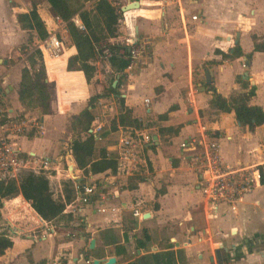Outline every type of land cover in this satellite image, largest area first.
I'll return each mask as SVG.
<instances>
[{"label":"crops","instance_id":"crops-1","mask_svg":"<svg viewBox=\"0 0 264 264\" xmlns=\"http://www.w3.org/2000/svg\"><path fill=\"white\" fill-rule=\"evenodd\" d=\"M120 1L124 5L133 0ZM137 1V7L122 11L118 32L107 43L125 45L117 48L126 50L127 38L133 35L148 42L133 71L127 76L120 71L121 80L127 78L124 104L143 123L141 128L131 127L151 137L140 148L146 160L136 156L144 165L145 161L153 165L146 170L148 180L137 179L135 185L119 188L112 184L111 195L101 192L90 202H75L73 209L67 204L64 212L71 210V218L58 222L43 219L20 193L2 198L0 230L13 243L0 254V264H93L94 258L109 256L115 257L110 264H264V180L245 193L235 209L220 203L213 211L204 201L200 174L192 166L194 149L190 144L181 146L182 140L199 136L204 129L218 141L224 161L264 164V123L250 130L236 120L233 110L210 104L213 93L219 101L232 103L254 84L255 92L247 102L264 108V50L254 49V41L264 38V0ZM235 25L233 37L229 26ZM61 29L68 34L64 25ZM235 43L242 51L239 56L230 55ZM74 52L72 44L63 47L61 59L42 55L50 110L40 111L43 128L32 135L7 130L17 110L22 111L17 97L20 70L0 53V107L8 118L0 122V135L9 133L23 150L54 159L48 169L54 171L50 180L60 174L56 150L50 154L54 143L50 122L53 117L56 121L60 107L71 106L60 97L61 84H74L67 79L73 71L85 80L82 70L66 68L67 57ZM101 60L112 71L108 58L95 56L93 63ZM205 68L211 75L208 84ZM244 70L253 83L243 76ZM117 130L127 131L121 124ZM151 142L153 147H148ZM139 162L131 167L132 161L127 160L116 171L130 175ZM115 176L108 174L104 184H111ZM134 207L141 215L132 213Z\"/></svg>","mask_w":264,"mask_h":264},{"label":"trees","instance_id":"trees-1","mask_svg":"<svg viewBox=\"0 0 264 264\" xmlns=\"http://www.w3.org/2000/svg\"><path fill=\"white\" fill-rule=\"evenodd\" d=\"M50 6L53 15L65 21V27L75 46V52L67 57L66 68L69 70H82L85 80L89 82L96 71V65L93 63L95 57L94 43L106 41L108 38L115 36L118 32L119 24L123 18V12L109 0H45ZM89 1V5L85 3ZM38 0H31V6L25 11H16L15 19L18 26L26 31L34 32L36 38L45 37L49 29L46 19L41 15L37 7ZM78 12L85 29L81 30L70 20V17ZM253 39L256 36L253 35ZM112 47H125L115 43H109ZM33 51L27 56L28 65L20 69V79L17 85V97L22 105V112L25 113L29 108H40L42 113L50 110V91L46 80V70L42 53L34 45ZM254 49L264 50V41H254ZM228 54V53H226ZM242 54L238 43H235L230 55L239 56ZM250 54H247V58ZM108 62L114 75L109 84V91L118 99L121 110L118 113V123L126 124L127 119L135 127H140L141 122L137 117L131 116V110L124 104V99L118 91L122 74L120 71L125 67L126 60L120 55L108 57ZM76 71L67 78L70 82L80 85L82 82L80 75ZM116 83L113 85V81ZM237 79L247 81L237 75ZM255 92V85L248 86V91L232 103L219 101L217 95L213 93L210 104L213 107L223 111L233 110L236 120L248 129L253 130L255 126L264 123V108L257 104H249L247 99ZM102 96L97 93L94 97ZM87 106H93L91 102L81 108L78 113L74 114L71 120V127L78 126V134L82 131L87 132L85 135L74 136L69 144V149L76 162L77 168L83 173H98L105 170L115 171L117 168V159L109 154L104 147L97 151L96 138L94 133L89 132L91 121L93 120L92 111ZM166 113L160 114L163 117ZM4 118L0 119V122ZM77 130V129H76ZM151 142L148 147H153ZM52 170L35 172L33 170H21L16 177L0 179V206L2 198L12 197L20 193L32 208L45 220L58 222L61 219H70L71 210L64 212L67 204L75 202L77 197L76 183L84 182V177L80 175V180L68 179L63 182L61 193L54 195L50 186V173ZM82 173V174H83ZM71 175V173L69 172ZM262 180L264 178L262 177ZM13 240L5 231L0 230V254L11 246Z\"/></svg>","mask_w":264,"mask_h":264},{"label":"rangeland","instance_id":"rangeland-1","mask_svg":"<svg viewBox=\"0 0 264 264\" xmlns=\"http://www.w3.org/2000/svg\"><path fill=\"white\" fill-rule=\"evenodd\" d=\"M37 7L39 8L40 13L45 17L49 29H56L59 37L63 41L64 47H70L73 43L69 34L66 32H62L61 26H58L53 20V12L45 0H38ZM89 5V1L85 3V6ZM31 6V0H0V53H5V56L9 61V63H14L15 66L20 70V68L24 65H28L27 56L29 53L33 51V46L37 44L36 36L34 32L26 31L18 27L14 12L15 11H25L28 10ZM237 26H229V31L231 32L232 36H235V31H237ZM68 33V31H67ZM264 36V35H263ZM261 41H264V38H260ZM2 55V54H0ZM104 59V58H103ZM114 75V72L111 71L107 67L106 60H101L100 62H96V71L94 72L91 80L86 82L82 76L81 77V84H72L68 85L66 82L61 84V91L60 97L63 98L62 100L64 103H70L71 106L66 110V106L60 107L59 115H57V119L53 117L54 122H50V126H52V135L54 138V143L51 146L50 154H53L56 150L54 155H57V159L60 161L58 164V170L60 173L59 177H51L50 186L53 190L54 195H58L60 193V189L63 187V182L68 179H74L70 177L69 174V159L70 154L73 157L70 149L69 144L71 139L76 135H85L87 132L82 131L78 134L79 128L75 125L76 128L71 127V120L74 114L78 113L80 108H83L89 102L93 104V106H87L93 114V120L91 121L90 127L88 128L89 132L95 133L96 138V148L97 151L100 147L106 148L109 154L116 157L118 161V148L117 145V137L119 133L118 129V113L121 110L120 104L118 99L114 96L113 93L109 91V84ZM123 77V75H122ZM121 77V78H122ZM115 79V77H114ZM127 78L120 80L121 84L118 87V91L120 92L121 96L124 93V85L126 83ZM50 89V88H49ZM97 93H101L102 96L94 97ZM10 99L7 97V101H3V105L5 102L11 104L9 101ZM40 108H29L28 115L25 116L22 111L17 110L15 113V120H22L25 121L29 118L30 115H34L39 118ZM48 117V116H47ZM4 118V122L8 119L6 116V112H0V119ZM40 119V118H39ZM48 119V118H47ZM47 121V120H46ZM8 122V121H6ZM24 129L19 133H27L29 135L38 134L39 128L36 127L34 124H23ZM102 123L100 128L96 127L97 124ZM141 126L137 128L143 127V123L141 121ZM10 125V124H9ZM11 126V125H10ZM123 130L121 131L125 134H131L137 137L138 133L134 130V126L130 123V120L127 119L126 124L121 125ZM12 127V126H11ZM77 129V130H76ZM96 131V132H95ZM139 131V130H138ZM151 140V139H149ZM140 147V145H139ZM141 150V149H140ZM138 150V155L141 159H145V152ZM53 151V152H51ZM75 161V160H74ZM166 161V159H164ZM76 163V162H75ZM148 164V162L145 161ZM144 165L143 162H139L138 166L134 170L133 173L130 175H124L117 173V171L107 172L106 174L95 176L93 173H83L82 170L77 168L78 176L82 175L84 177V181H89L90 179H95L94 181L97 184V192L95 197H101L103 195H111L112 184L116 185L118 188L120 186H133L137 179L148 180L147 176L150 174L146 173V170L149 168H153V165L150 162L149 165ZM117 169V168H116ZM103 172V171H102ZM114 172L117 176H115L111 184L105 185L104 183L108 181L107 178L108 174ZM83 173V174H82ZM94 175V176H93ZM108 183V182H107ZM104 184L105 186H103ZM102 192V193H101ZM27 205V204H26ZM23 210H26L25 206H22ZM27 211V210H26Z\"/></svg>","mask_w":264,"mask_h":264},{"label":"built area","instance_id":"built-area-1","mask_svg":"<svg viewBox=\"0 0 264 264\" xmlns=\"http://www.w3.org/2000/svg\"><path fill=\"white\" fill-rule=\"evenodd\" d=\"M121 10L120 0H109ZM59 26H65V21L54 16ZM192 18H196V14H192ZM70 20L77 28L84 30L85 25L78 12H75ZM127 47L120 49L110 46L107 42L94 43L95 56L98 59L108 58L112 55H120L126 60L125 67L122 72L129 75L137 66L140 57L146 52L148 42L140 37L133 35L127 38ZM36 46L42 55L56 57L61 54L63 49V41L59 37L56 29H51L43 38H37ZM145 100H148L145 98ZM0 107V112H1ZM22 120L11 121V126L7 130L14 133L24 129L21 125ZM23 124H34L39 128H43L42 121L36 116H29L22 122ZM96 127L100 128L101 125ZM6 130V129H5ZM96 132V131H95ZM135 137L131 134L121 132L117 137L118 161L117 167H122L127 160L132 161L131 167H134L139 160L137 152L143 145V141L149 140V134H137ZM191 145L194 151L190 154L193 169L200 174L199 187L203 195L204 201L211 206L213 211H218V205L225 203L230 208L235 209L238 200L245 194L250 192L257 184H259L264 176V164H231L222 159L219 151V143L216 138L202 129L199 136H192L189 140H182L181 146ZM140 145V147H139ZM55 160L46 155L31 154L23 150L17 141L9 135L3 133L0 135V179L16 177L18 172L24 169L33 170L35 172L50 169ZM95 179L76 183L77 197L75 202L87 203L93 200L97 192V184ZM69 204L73 209L74 203ZM134 215H141V211L134 207L132 209Z\"/></svg>","mask_w":264,"mask_h":264},{"label":"water","instance_id":"water-1","mask_svg":"<svg viewBox=\"0 0 264 264\" xmlns=\"http://www.w3.org/2000/svg\"><path fill=\"white\" fill-rule=\"evenodd\" d=\"M137 6H138V1L137 0H133V1H129L128 3H125L124 5H122L121 6V10L125 11V10L131 9V8H135ZM236 35H238V32L236 33ZM235 40H237V39H235ZM244 58H245V56H244ZM243 76L246 77V78H249L250 83H253V79L248 74L247 70L243 71ZM204 77H205V83H207V84L210 83L211 75H210V72H209L208 68H205ZM115 83H116V79L113 81L112 84L114 85ZM69 161L70 162L68 164V168H69V171L71 173L70 177H72V178H74L76 180H80V176H78V172H77V165H76V163L74 161V158L71 157V154H70ZM93 245H94V238H91L89 246L92 247ZM114 261H115V257H113V256H109V257H107L104 260L99 259V258H94L93 259V264H110V263H112Z\"/></svg>","mask_w":264,"mask_h":264},{"label":"bare ground","instance_id":"bare-ground-1","mask_svg":"<svg viewBox=\"0 0 264 264\" xmlns=\"http://www.w3.org/2000/svg\"><path fill=\"white\" fill-rule=\"evenodd\" d=\"M63 55H64V53H63ZM61 54H58L56 57H55V59H61Z\"/></svg>","mask_w":264,"mask_h":264}]
</instances>
